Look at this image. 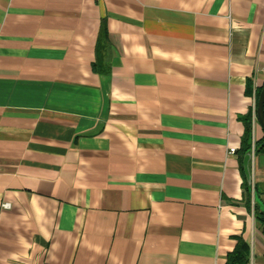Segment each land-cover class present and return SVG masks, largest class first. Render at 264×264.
<instances>
[{
  "label": "crops",
  "instance_id": "crops-1",
  "mask_svg": "<svg viewBox=\"0 0 264 264\" xmlns=\"http://www.w3.org/2000/svg\"><path fill=\"white\" fill-rule=\"evenodd\" d=\"M263 85L264 0H0V264H264Z\"/></svg>",
  "mask_w": 264,
  "mask_h": 264
},
{
  "label": "trees",
  "instance_id": "trees-1",
  "mask_svg": "<svg viewBox=\"0 0 264 264\" xmlns=\"http://www.w3.org/2000/svg\"><path fill=\"white\" fill-rule=\"evenodd\" d=\"M101 63L103 62H95L94 63V70L100 71ZM262 88L259 89V94ZM258 105V104H257ZM256 105V109H257ZM240 120L243 122L245 130L242 136L241 147L237 150L239 161H240V168L243 176V185L246 190L250 191L252 188L251 179L247 175L244 169V158L246 155L251 154L254 150L255 155L264 154V137L253 143V114L252 110H249L246 114L239 116ZM264 182L256 181L254 184V213L256 219L262 229L264 234V201L261 199V195L264 194ZM250 263V244L243 238L238 237V243L233 252H230L227 256V264H249Z\"/></svg>",
  "mask_w": 264,
  "mask_h": 264
},
{
  "label": "water",
  "instance_id": "water-1",
  "mask_svg": "<svg viewBox=\"0 0 264 264\" xmlns=\"http://www.w3.org/2000/svg\"><path fill=\"white\" fill-rule=\"evenodd\" d=\"M256 116L257 119L261 125V127L264 130V85L262 87V90L260 92L259 95V99H258V105H257V110H256ZM253 158V154H248L245 156L244 158V169L245 172L247 173V175L249 176V178L251 179V172H250V168H249V163Z\"/></svg>",
  "mask_w": 264,
  "mask_h": 264
},
{
  "label": "rangeland",
  "instance_id": "rangeland-1",
  "mask_svg": "<svg viewBox=\"0 0 264 264\" xmlns=\"http://www.w3.org/2000/svg\"><path fill=\"white\" fill-rule=\"evenodd\" d=\"M252 154L254 155V150L252 151ZM249 168L251 178H253L254 181L261 180V182H264V154L259 157L253 156L251 163H249ZM261 184L264 186V183Z\"/></svg>",
  "mask_w": 264,
  "mask_h": 264
},
{
  "label": "built area",
  "instance_id": "built-area-1",
  "mask_svg": "<svg viewBox=\"0 0 264 264\" xmlns=\"http://www.w3.org/2000/svg\"><path fill=\"white\" fill-rule=\"evenodd\" d=\"M232 151L234 152V149H232ZM8 206H9V203L4 204V207H8Z\"/></svg>",
  "mask_w": 264,
  "mask_h": 264
}]
</instances>
